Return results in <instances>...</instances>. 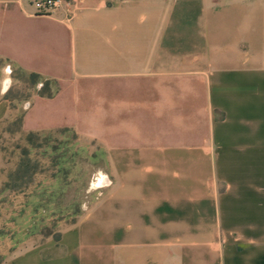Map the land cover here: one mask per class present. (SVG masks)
<instances>
[{"label":"crops","instance_id":"0c3cea01","mask_svg":"<svg viewBox=\"0 0 264 264\" xmlns=\"http://www.w3.org/2000/svg\"><path fill=\"white\" fill-rule=\"evenodd\" d=\"M219 3L71 0L37 14L0 0V58L56 89L28 101L21 130L99 144L111 182L58 238L26 225L43 185L0 192L1 264H264V0H231L229 44L208 45L197 28Z\"/></svg>","mask_w":264,"mask_h":264},{"label":"rangeland","instance_id":"374dc122","mask_svg":"<svg viewBox=\"0 0 264 264\" xmlns=\"http://www.w3.org/2000/svg\"><path fill=\"white\" fill-rule=\"evenodd\" d=\"M215 1L220 3L205 10L204 24L199 25L197 31L200 29L208 38L211 37L208 45L221 43L218 40L221 35L229 44L231 0ZM174 28L176 34L184 35L183 38L190 36L193 39L196 34L193 25H177ZM185 42L186 45L196 43L193 40ZM183 43L177 40L174 45L180 47ZM43 84L44 79H33L0 58V100H11V107L16 109L14 115L0 122V192L12 191L4 188L8 182L21 187L14 191H21L30 184L43 185L40 187L45 189L42 199L36 198L38 212L26 225L32 232L40 229L44 235L56 238L60 225L79 218L88 205L100 198L102 188H95L93 183L106 169L101 146L79 138L75 132L52 130L28 133L21 130L19 118L25 109L24 104L38 95ZM22 164L28 169L24 166L20 168ZM0 195L1 228L5 226L7 212L2 206L6 197ZM19 219L24 220L23 216Z\"/></svg>","mask_w":264,"mask_h":264},{"label":"built area","instance_id":"2783aa9c","mask_svg":"<svg viewBox=\"0 0 264 264\" xmlns=\"http://www.w3.org/2000/svg\"><path fill=\"white\" fill-rule=\"evenodd\" d=\"M37 14L55 13L62 5L70 3L71 0H29ZM29 106V102L24 104V108ZM110 180L106 175H99L94 180L95 188H104L110 185Z\"/></svg>","mask_w":264,"mask_h":264},{"label":"trees","instance_id":"16d2710c","mask_svg":"<svg viewBox=\"0 0 264 264\" xmlns=\"http://www.w3.org/2000/svg\"><path fill=\"white\" fill-rule=\"evenodd\" d=\"M20 71L23 72V73H28L33 79H44V78H42L39 74H36V73H33V72H31V73H29V72H24V71H22V70H20ZM55 90H56V89H55V84H54V82L51 81V80L44 79L43 88H41V89L39 90L38 95H42V96H51ZM21 121H22V115H21L20 118H19V125H20V128H21ZM56 131H72V130L67 129V128H64V129H58V130H56ZM72 132H74V131H72ZM28 133H34V132H28ZM23 166L26 167V168L28 169V166H27V165L25 166L24 164L20 165V168L23 167ZM29 168H30V167H29ZM27 172H28V170H27ZM4 188H5V189L17 190V189H20L21 187H18V186L15 187L14 185H12V184H10V183L8 182L7 184H5V187H4ZM58 237H59V234L57 235L56 238H58Z\"/></svg>","mask_w":264,"mask_h":264}]
</instances>
